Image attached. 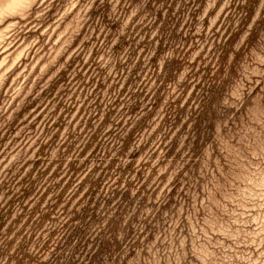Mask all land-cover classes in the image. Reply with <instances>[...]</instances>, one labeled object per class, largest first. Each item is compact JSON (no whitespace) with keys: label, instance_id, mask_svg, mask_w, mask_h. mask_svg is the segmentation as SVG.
Here are the masks:
<instances>
[{"label":"rangeland","instance_id":"1","mask_svg":"<svg viewBox=\"0 0 264 264\" xmlns=\"http://www.w3.org/2000/svg\"><path fill=\"white\" fill-rule=\"evenodd\" d=\"M0 264H264V0H0Z\"/></svg>","mask_w":264,"mask_h":264}]
</instances>
